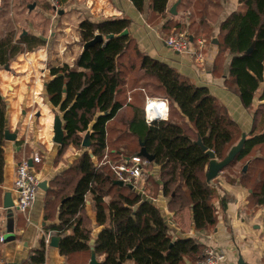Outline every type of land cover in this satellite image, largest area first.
Returning a JSON list of instances; mask_svg holds the SVG:
<instances>
[{
  "label": "trees",
  "instance_id": "16d2710c",
  "mask_svg": "<svg viewBox=\"0 0 264 264\" xmlns=\"http://www.w3.org/2000/svg\"><path fill=\"white\" fill-rule=\"evenodd\" d=\"M131 1L138 12H145V0ZM169 1L150 0L147 21L158 23L156 19L164 17ZM239 3V10L221 27L214 72L223 74L224 64L231 57L226 86L238 94L243 106L253 114L250 137L225 170L238 163L244 166L253 155L262 154V158L250 164L255 169L254 179L249 171L239 172L241 184L251 190L250 208L257 209L264 207V131L258 132L264 126V105L254 110V99L264 83V0H239ZM4 4L2 0L0 11ZM131 23L127 18L116 17L98 23L83 20L79 29L84 45L97 34L115 37L83 51L72 67L66 64L51 69L46 90L50 103L63 114L65 131L57 157L61 159L70 147L84 152L49 183L44 200L45 219H58L59 223L49 226L46 233L60 237V254L70 264H87L93 247L99 264H197L205 248L204 238L175 239L154 204L144 201L127 186L115 185L110 167L100 166L94 159L102 161L107 154L111 157L117 154L118 150L109 146V126L122 112L129 96L133 99L139 92L145 95V100L146 97L167 99L168 119L152 125L145 122L144 111L140 113L130 103L133 110L127 130L145 142L146 150L155 157L153 163L161 167V184L152 178L147 182L151 184V193L156 196L162 190L170 200L171 212L190 208L196 231L211 232L218 223L217 179L207 181L210 157L196 142L200 137L222 161L239 143L242 132L228 109L207 87L198 86L172 66L143 52L130 33L119 37L130 29ZM164 28L172 26L167 23ZM21 41H27V37ZM3 50L0 49V66ZM44 56V50H40L29 55L28 61ZM259 97L264 100V89ZM164 104H158L163 116L167 114ZM7 110L8 103L0 93V184L4 180ZM86 136L91 141L89 148L83 147ZM88 201L95 223L104 227L93 245L94 222L87 214ZM221 202L227 206L225 198ZM46 261L43 238L27 263Z\"/></svg>",
  "mask_w": 264,
  "mask_h": 264
},
{
  "label": "crops",
  "instance_id": "0c3cea01",
  "mask_svg": "<svg viewBox=\"0 0 264 264\" xmlns=\"http://www.w3.org/2000/svg\"><path fill=\"white\" fill-rule=\"evenodd\" d=\"M145 1V12L140 13L131 0H61L65 8L61 9L59 14L64 15L62 22L65 24V30L70 29L71 20L79 19V24L85 19L94 23L114 17L131 20L129 33L140 49L152 58L172 66L198 86L207 87L211 94L228 109L242 135L246 134V139L249 138L254 125L253 114L243 106L238 94L226 86L231 57L227 58L224 64L223 74L217 75L214 72L220 50L219 43L215 44L214 40H218L223 23L231 14L239 10L241 6L239 0H170L164 17L156 19L158 23L147 21L150 0ZM174 7L176 9L173 13L171 11ZM40 12L44 14L43 10ZM46 18L52 20L49 15ZM167 23H170L172 28H164ZM186 29L191 32L189 34L196 46L197 40H206L205 63L195 64L187 55L177 54L165 45V39L172 32ZM24 34L26 35V32ZM35 35L38 39L44 38L41 33ZM209 37L210 44L207 42ZM36 53L21 54L7 63L3 69L0 66V93L8 103L7 126L11 132L18 131L17 141H7L5 144L4 180L0 184V236L5 237V242L0 243V258L7 264H28L31 253L40 248L46 229L59 223L58 219L46 221L44 200L47 192L40 189L34 206L26 214L13 210L12 223L8 224L4 199L6 193H11L14 203L17 201L18 194L14 190L17 164L23 157L32 163L31 159L38 154L41 162L31 165L41 183L48 182L49 189L50 181L67 170L81 154H71V150H68L63 156L64 159L57 157L60 146L53 142V125L54 112L58 108L50 103L46 90V83L51 80L52 68L50 70L44 68L45 57L28 61V56ZM263 89L264 83L254 99V110L264 105V100L261 101L259 97ZM156 101L166 102L163 98H154L152 102ZM164 105L167 106L166 103ZM263 131L264 126L261 125L258 132ZM118 154L120 155L119 152ZM256 158H262V155L258 152L248 159L244 166L238 163L232 169L237 170L241 165V170L244 172V167L247 165L245 172L249 171L254 179L255 169L250 164ZM228 170L220 173L215 183L219 195L215 201L218 223L211 232L196 231L193 211L190 208L176 213L171 212L170 200L164 196L162 190L152 197L146 189V197L151 198L153 204L160 210L175 239L204 238L205 246H213L218 250L221 257L219 264H239L240 259L246 264H264V207L250 208L251 190L241 184L236 171L231 173ZM146 174L147 181L152 178L161 184L159 165L149 163ZM228 177L231 179L228 180ZM223 198L227 201L226 207L221 202ZM87 205V210L94 216L91 202L88 201ZM93 222L92 233L100 227L95 223V219ZM10 227L13 230L11 235L8 234ZM89 262L90 260L87 264ZM45 264H70L66 257L60 254L59 243L47 248Z\"/></svg>",
  "mask_w": 264,
  "mask_h": 264
},
{
  "label": "rangeland",
  "instance_id": "374dc122",
  "mask_svg": "<svg viewBox=\"0 0 264 264\" xmlns=\"http://www.w3.org/2000/svg\"><path fill=\"white\" fill-rule=\"evenodd\" d=\"M1 5L2 0H0V7ZM64 8L65 6L62 4L61 0H58L57 3L53 0H5L3 9L0 11V49H4L2 51V69L7 63L16 59L21 54L39 52L40 50H44L45 52V69L50 70L51 68L62 67L66 64L72 67L75 60L83 52L84 44L80 37L79 19L77 21L71 20V24L69 25L70 29H64L65 24L62 22L64 15L59 14L61 9ZM40 10H43L44 14L41 13ZM45 15L51 16L52 20L46 18ZM51 24L53 29L51 28ZM25 32L26 35L24 34ZM180 32L191 33L187 29L181 30ZM35 33H41L44 38L42 40L41 38L38 39ZM24 37H27V41L25 42L21 41ZM207 40L208 44H210V37L207 38ZM17 51H19V53L16 54ZM40 59L43 58L41 57ZM125 97H127V95ZM144 102L145 95L142 93L137 92L133 99L129 96L128 100H125L126 106L122 112L116 120L110 123L109 146L110 149L118 150L120 153V155L117 152L116 155H112V157L109 156L113 163L119 162L121 155L133 157L136 151L141 150L139 139L129 134L127 126L133 110L130 108V105L135 104L136 107L140 109L141 113L145 104ZM56 116H60L63 119V114L58 110L54 112V117ZM69 150H71V154L75 155L84 152L83 149L78 151L72 147H70ZM62 159H64V157ZM94 161L96 164L102 162L97 159H94ZM241 167L242 166L239 165L237 170L229 168L228 171L231 173L236 171V175L239 177L238 173ZM147 182L148 181H146L144 185L145 192L147 189V192H150V194L154 196L153 192L151 193V184ZM88 212L87 214L90 218L92 217L91 220L93 221L95 215L93 216L91 211Z\"/></svg>",
  "mask_w": 264,
  "mask_h": 264
},
{
  "label": "built area",
  "instance_id": "2783aa9c",
  "mask_svg": "<svg viewBox=\"0 0 264 264\" xmlns=\"http://www.w3.org/2000/svg\"><path fill=\"white\" fill-rule=\"evenodd\" d=\"M55 3L58 0H53ZM165 45L173 52L180 55H187L195 64L205 63L204 49L206 46V40H197V46L194 44V39L191 38L189 33L174 31L170 36L165 39ZM154 99L147 98L144 104V118L148 125H152L154 122L167 120L169 117V101L167 108V115L165 119L157 118L152 119L149 115L150 110L153 108ZM129 158V159H128ZM32 163L39 164L41 162L38 154L34 155L31 159ZM150 162L145 158L138 155L133 157H126L121 155V159L117 163H113L109 158V155H105L102 162L99 165H109L115 179L122 181L126 185H133L138 193L146 195L144 185L147 181V174L145 167ZM40 179L35 172L33 165L30 164V160L23 157L16 166L14 190L18 194L17 201L13 210L16 212L26 214L35 204L38 194L40 192ZM54 236L51 233L44 234L45 246L48 248L52 246V239ZM5 242V237L0 236V243ZM221 257L218 250L213 246H205L203 255L197 264H219ZM0 264H7L0 258Z\"/></svg>",
  "mask_w": 264,
  "mask_h": 264
},
{
  "label": "water",
  "instance_id": "95a60500",
  "mask_svg": "<svg viewBox=\"0 0 264 264\" xmlns=\"http://www.w3.org/2000/svg\"><path fill=\"white\" fill-rule=\"evenodd\" d=\"M176 9V7L173 8V10L171 12H175L174 10ZM129 34V30L126 29L124 32H122L120 35H118L119 37L122 36H126ZM115 35H109L107 37H104L101 34H97L95 36L94 39H92L91 41L87 42L84 47H83V51L89 50L90 48L96 46L99 43H104L105 41H108L112 38H114ZM215 44H218L219 41L218 40H214ZM53 132H54V138H53V142L59 146H61L64 143V138H65V131L63 128V120L62 117L60 116H56L54 119V125H53ZM18 139V131H14L11 132L9 128L6 129L5 132V140L8 142H16ZM245 141H246V134H243L239 143L233 147L231 149V151L229 152V154L227 155L226 159L220 161L218 160L216 154L214 153V151L209 150L204 144L202 139L199 137L198 141L196 142L197 145H199L202 150L206 153V155H208L210 157V163L208 166V173H207V181L210 183L211 181L215 180L218 178L219 174L222 173L238 156V154L242 151L244 145H245ZM141 144V150L138 153V156L145 158L148 162L153 163L155 160V157L150 155L148 153V151L146 150L145 147V142H140ZM91 145V141L89 136H86L84 143H83V147L84 148H89ZM129 159V158H128ZM32 164V163H30ZM248 166L246 165L244 167V172L247 170ZM115 185L124 187L127 186L129 187L131 190H134L135 192L138 193V191L134 188L133 185H126L124 184V182L122 181H115L114 182ZM40 189L44 192H47L48 190V182L44 181L42 183H40ZM138 195H140L142 197V199L144 201H148L150 203L153 204V201L151 198L146 197V195L142 194V193H138ZM15 207V203L12 199V194L11 193H6L5 195V199H4V209L7 212V217H8V224L10 225L12 223V218L14 216V212H13V208ZM103 227H99L97 229H95L92 233L93 235V240L91 242V244L93 245L95 242V239H97L101 232L103 231ZM8 234H13V230L10 227V230L8 231ZM9 238V237H8ZM13 237H11L12 239ZM60 237H54L52 239V244L54 246H56L58 243H60ZM89 264H99L98 258H97V254L96 251L94 249V247L91 250V259ZM239 264H246L244 263V261L242 259H240Z\"/></svg>",
  "mask_w": 264,
  "mask_h": 264
},
{
  "label": "bare ground",
  "instance_id": "6f19581e",
  "mask_svg": "<svg viewBox=\"0 0 264 264\" xmlns=\"http://www.w3.org/2000/svg\"><path fill=\"white\" fill-rule=\"evenodd\" d=\"M165 103L167 104V108H168V101L165 99ZM159 103L161 102H153L151 103V105L153 104L155 107H153L150 112L149 115L152 119H157V118H161V119H165L166 115L163 116V110L159 107Z\"/></svg>",
  "mask_w": 264,
  "mask_h": 264
}]
</instances>
